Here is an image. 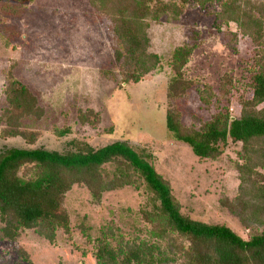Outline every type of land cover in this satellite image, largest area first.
<instances>
[{
	"label": "rangeland",
	"instance_id": "1",
	"mask_svg": "<svg viewBox=\"0 0 264 264\" xmlns=\"http://www.w3.org/2000/svg\"><path fill=\"white\" fill-rule=\"evenodd\" d=\"M219 10L216 4L202 8L191 0L177 19L149 22L150 51L161 57V65L138 84L126 85L121 84L113 59L117 42L111 24L89 0L1 1L0 115L7 106L8 72L29 88L41 114L21 120L22 130L31 133L34 142L0 137V150L63 152L73 139L94 148L125 141L152 154L154 167L170 183L182 214L209 225H225L246 239L239 220L220 205L221 199L236 195L240 146L229 144L215 161L200 160L165 129L166 87L173 73L168 59L185 43H198L185 67L186 77L197 83L172 103L182 124L198 128L219 111L239 113L237 98L244 93L243 83L239 93L228 96L230 100L219 93L220 87L225 73H241L253 48L248 39L233 37V25L216 20ZM206 85L215 95L207 105L199 94ZM249 96L248 91L245 97ZM89 111L96 116L80 122V112ZM4 126L0 120V128ZM104 169L111 177L113 167ZM144 200L141 188L124 187L104 193L96 205L84 186H73L64 199L70 234L57 232L53 243L35 231L21 232L14 241L2 240L0 264H24L22 251L33 264H96L91 240L104 226L113 224L127 237L142 235L138 210Z\"/></svg>",
	"mask_w": 264,
	"mask_h": 264
},
{
	"label": "trees",
	"instance_id": "2",
	"mask_svg": "<svg viewBox=\"0 0 264 264\" xmlns=\"http://www.w3.org/2000/svg\"><path fill=\"white\" fill-rule=\"evenodd\" d=\"M3 0H0V2ZM15 1V0H14ZM191 0H89L93 9L111 24L117 46L113 59L121 84H138L161 65L150 51L149 22L177 19ZM200 7L218 5L216 20L234 26L252 45V56L241 73L223 75L220 94L230 100L243 92L239 113L219 111L200 127H186L172 104L183 98L197 81L185 75V67L198 43L183 44L169 55L172 70L166 87L165 129L173 141L185 144L200 160H217L229 144L240 146L236 166L239 185L232 199L220 205L237 218L247 238L222 224L209 225L181 213L170 183L157 173L153 156L125 141L103 147L73 139L63 152L44 148L0 150V241H14L24 231H35L53 243L59 231L70 234L64 199L73 186H84L94 204L104 193L132 187L145 197L138 210L142 235L127 237L113 224L104 226L91 240L96 264H264V0H192ZM121 86V85H120ZM208 90V91H207ZM208 85L199 92L209 104L215 97ZM249 91V98L245 93ZM6 108L0 115L2 139L34 142L21 128V120L38 117L41 110L29 88L10 72L4 85ZM38 115V116H37ZM96 116L80 112V122ZM113 167L111 177L104 166ZM24 264H33L21 253Z\"/></svg>",
	"mask_w": 264,
	"mask_h": 264
}]
</instances>
